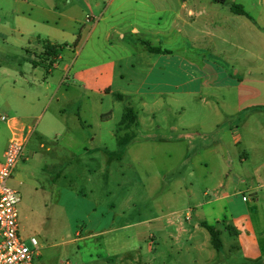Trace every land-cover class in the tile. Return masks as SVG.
Segmentation results:
<instances>
[{
    "label": "crops",
    "instance_id": "0c3cea01",
    "mask_svg": "<svg viewBox=\"0 0 264 264\" xmlns=\"http://www.w3.org/2000/svg\"><path fill=\"white\" fill-rule=\"evenodd\" d=\"M92 1L84 0L89 10L86 19L96 16L94 9H101V20H77L72 15L68 20H21L20 28L7 27L30 43L38 42L42 55L47 42L65 47V53H75L70 64L63 63V54L40 61L34 54L27 66L2 70L7 78L3 88L12 97L7 99L9 116L27 124L41 106L46 110L52 104L42 88L56 93L64 77L78 112L69 124L66 109L58 108L53 118L60 129L52 134L54 141L48 140V133L32 135L28 146L33 141L37 144L27 148L29 157L22 160L15 179L36 192L43 190L45 187L27 174L41 163V152L51 155L55 163L45 168L52 171L59 167V172L47 184L46 206L58 223L67 225L70 242L109 238L146 226L149 236L136 234L139 244L133 262L142 263L147 256L148 264H156L163 253L164 264H170L172 251L182 252L186 238L200 251L212 246L201 222L219 225L222 235L224 224H228L235 245L230 249L242 259L232 264H264V31L252 18L233 13L227 2L221 5L208 0L211 5L206 6V0ZM161 12L168 13V18L162 19ZM249 40L256 46L250 60L234 53ZM144 42L169 53H152ZM53 70L63 73L58 87L52 81L56 78ZM93 96L101 100L99 130L79 117L82 106L94 105ZM120 102L126 106L116 117ZM106 103L111 109L103 110ZM128 107L137 114L138 125L131 129L121 124ZM0 121L2 160L10 131ZM127 133H133V139L120 146L119 138ZM107 138L117 150L109 152ZM126 157L133 165L146 164L154 170L160 166L150 175L148 192L152 197L164 186L159 195L164 205L157 201L154 212L135 222L128 217L134 211L130 205L116 210L113 205L104 207L99 198L93 202L84 191L75 189L71 175L81 165L90 184L93 164L100 169H110L114 163L121 167ZM67 178L71 181L63 183ZM29 210L32 220L35 205ZM185 217L194 218L195 229L181 226ZM79 220L86 222L85 236L75 229ZM177 230L181 235L178 243L174 240ZM19 233L28 238L21 221ZM155 235L157 240H150ZM141 242L147 243L146 252ZM126 259H120V264H126ZM211 260L222 261L213 255Z\"/></svg>",
    "mask_w": 264,
    "mask_h": 264
},
{
    "label": "rangeland",
    "instance_id": "374dc122",
    "mask_svg": "<svg viewBox=\"0 0 264 264\" xmlns=\"http://www.w3.org/2000/svg\"><path fill=\"white\" fill-rule=\"evenodd\" d=\"M69 1H71V3H69ZM205 3L206 6L211 5L208 0H206ZM227 3L230 6L243 5L246 9L245 11L250 15L252 20L256 21L257 25L264 31V0H227ZM161 7L163 8V6ZM100 10L94 9L96 16H93L92 18L89 16L86 19V14L89 10L84 0H0V120L3 116H6L7 118L12 117L7 114V99L10 100L12 97L8 95L7 91L3 88V85L7 83V78L2 70H7V67L21 69L24 66H27L31 59L35 58L36 55H38V61L41 59L45 60L47 57L40 54L41 49L38 47V42L30 43L27 40V37L22 39L20 34L11 33V31L7 30V27L12 29L20 28L21 20H68L67 17L72 15L75 16L77 20H101L102 16ZM163 10L168 9L164 7ZM58 13H63V15L66 13V15L62 17L58 16ZM160 15L162 19L165 20L169 14L166 13L165 15L161 12ZM201 16L202 15L194 17V19L201 18ZM158 18L159 17H157V19ZM242 20L249 19L242 18ZM62 22L61 25H63ZM250 40L254 42L255 38L252 37ZM250 40L242 42L245 46L235 49L234 53L250 60L252 58L251 54L256 52V46L254 47L252 45L253 42H250ZM63 55L65 56L63 63L70 64L75 53L74 51H71L66 52ZM52 75L56 77L55 79H52V81L56 82V87H58V77L61 76L60 79L62 80L63 73L61 70H53ZM52 75L50 76V80ZM62 83L64 84H59L58 92L56 93L46 91L45 88H42L41 91L43 92V95H48L49 99H52V104L46 110H44L45 106H41L36 113H33L35 118L29 120L27 123L32 125L38 121L36 132H38V134H50L51 136L48 137L49 141H54L52 134L60 129L53 118L54 115L58 114L59 107L66 109L65 116L69 120V124L72 123L73 115L75 113L78 114L76 111L77 106L74 104L73 97L67 91V77H64ZM92 98L95 102L94 105H92L91 108L82 106V111L79 117L82 121L87 120L88 123L92 122L95 129L99 130V127L97 126V115L99 114V111H101V100L94 96ZM124 106H126L125 102L119 103L118 107L115 109L116 117H120L123 114ZM109 109H111L110 104L106 103L103 110ZM18 112H23V110H19ZM41 113L43 114L39 117ZM0 124H2L1 121ZM35 144L37 143L33 141L30 146H27V148H32ZM107 147L109 152L117 150V146L114 145L111 138H107ZM41 155V163L31 168L28 174H26L39 181L41 185L45 187L43 190L39 189V191L36 192L34 187L28 188L26 185L20 184L19 180L15 179L16 173L12 175L7 182V185L16 190L21 198L20 203L18 204V211L19 220L26 231L24 236L28 235V238H25L26 243L30 245L29 239L32 236L36 237L40 244L44 246L40 252V255L42 253V258L39 259L40 255L34 256L33 264H120V259L126 258V260L130 261V263H127L125 260L126 264H148V261H146L147 256L145 257V262H133V259L135 258V248L139 244V239L136 234L145 233L149 236V228L146 226L126 231V233H117L116 236L109 237L110 239L103 237L89 241H69L72 237L67 233L69 231L67 225L62 221H59L58 223L52 212L49 213L50 208L46 206L48 203L47 197L49 195L47 184L51 177L59 172V167H56L52 171L50 168L46 169L45 167L47 165H50L51 167L55 162H53L54 160L50 154L41 152ZM66 155L68 156L70 154ZM77 155H80V153ZM146 155H148L147 152H145V156ZM21 165H23L22 161L19 163V166ZM95 166V164L92 165L90 184L87 183L89 174L81 165H78L71 171V175L76 182L75 189L84 191L86 197L93 202H95V198H99L104 207L113 205L116 210H120L121 205H130V209H133L134 211H130L131 214L129 213L130 216L128 215V217H133L131 219H133L134 222L145 218L147 214L154 212L152 208L157 201H159L158 203L161 205H164L165 202L159 199V195L162 194L164 186L156 198L154 196L152 197L148 192L149 181L151 179L150 175H153L156 170L158 171L160 166H155L156 170H154L153 166L149 167L146 164H143L142 166L133 165L131 159L128 157L125 158L121 167L117 163H114L113 167L110 169H100ZM69 180L71 181L70 178L62 179V182L66 184ZM138 197H140L139 200H136ZM177 203L180 204L181 202L178 201ZM32 204L35 205V215L32 220H30L29 208ZM190 205L193 206L194 202L191 201ZM138 215L140 216L138 217ZM167 220L168 218L166 219V222ZM39 221L42 222L43 227L39 224ZM195 223L194 218L190 221V218L188 219L185 217L182 220L181 226L184 224V226L187 228L191 227L193 230L195 229ZM167 224L170 223L167 222ZM177 226H180V224L178 225L177 223ZM224 226L225 229H223L224 232L222 235L224 248L220 252L215 250L212 246H209L208 248L207 246L203 247L201 251L204 252H201L193 247L195 244L194 241H188L186 238L184 240L182 239L183 241L181 240L184 248L182 252H177L176 248L172 251V262H170V264H232L234 261H241L240 253L230 249V247L235 246L233 245L234 238H230V235L232 234L230 233L231 226L228 224H224ZM86 228L87 226L84 220H79L77 224H75L76 231L81 232L84 236L87 233ZM216 228L219 230V225H217ZM179 231L180 230L175 231V233L177 232L174 239L176 243H178L179 237H181V235L179 236ZM154 239L155 241L157 240L156 235L150 237V240ZM141 245L144 252H146L147 243L141 242ZM212 255L216 256L218 259H222V261L214 263V261L211 260ZM158 256L160 259L157 260L156 264H164L163 259H165V254L161 253ZM195 259H203V262L196 263Z\"/></svg>",
    "mask_w": 264,
    "mask_h": 264
},
{
    "label": "built area",
    "instance_id": "2783aa9c",
    "mask_svg": "<svg viewBox=\"0 0 264 264\" xmlns=\"http://www.w3.org/2000/svg\"><path fill=\"white\" fill-rule=\"evenodd\" d=\"M1 120L9 129L10 138L4 158L0 160V264H33V258L39 256L42 244L36 237H31L28 245L21 237L18 211L21 198L7 182L17 172L19 163L29 157L27 146L36 132L37 123L29 125L16 117L6 116Z\"/></svg>",
    "mask_w": 264,
    "mask_h": 264
},
{
    "label": "trees",
    "instance_id": "16d2710c",
    "mask_svg": "<svg viewBox=\"0 0 264 264\" xmlns=\"http://www.w3.org/2000/svg\"><path fill=\"white\" fill-rule=\"evenodd\" d=\"M212 1L221 5H224L227 2V0H212ZM231 11L237 15L246 16L251 19L250 15L244 10V8L241 5H232ZM144 44L147 46L148 50L152 53H158V54L169 53L168 51L162 50L161 48L152 47L148 42H144ZM76 46L77 44H75V47ZM64 53H65V47L63 46H55L48 42L44 45V55L47 57L57 59L60 55ZM117 98L120 100L123 99L121 95H117ZM121 124L124 125L126 129H131L133 126L138 125L137 114L133 108L128 107L126 109ZM133 137H134L133 133H127L123 137L119 138L118 143L120 146H125L133 139ZM201 226L205 228L210 234L212 246L217 251H220L223 246L222 232L218 230L214 224H210L208 222H202Z\"/></svg>",
    "mask_w": 264,
    "mask_h": 264
}]
</instances>
